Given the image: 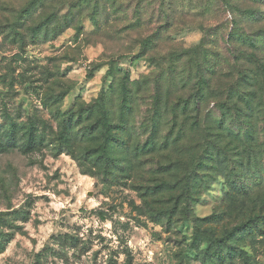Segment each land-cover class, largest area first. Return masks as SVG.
<instances>
[{
    "label": "rangeland",
    "instance_id": "rangeland-1",
    "mask_svg": "<svg viewBox=\"0 0 264 264\" xmlns=\"http://www.w3.org/2000/svg\"><path fill=\"white\" fill-rule=\"evenodd\" d=\"M263 219L264 0H0V264H264Z\"/></svg>",
    "mask_w": 264,
    "mask_h": 264
},
{
    "label": "trees",
    "instance_id": "trees-1",
    "mask_svg": "<svg viewBox=\"0 0 264 264\" xmlns=\"http://www.w3.org/2000/svg\"><path fill=\"white\" fill-rule=\"evenodd\" d=\"M61 32H63V30H61L59 33H61ZM242 41H244V40H242ZM144 45H145V43H144ZM190 52H192V51H187V53H190ZM214 75H215V73L212 72V76H214ZM210 80L211 79L207 80V82H204V88L209 87L208 82ZM199 98H200L199 95H197L195 97H191V99L187 100V102L184 103L183 109L185 110V108H187L188 106L191 105L196 110L197 104H198L197 100ZM97 108L101 109V113H102V117H101V121H100L101 126H102L101 127V133H103V137H104V141H103L104 145H103L102 155L105 158V160L108 161V159H109L108 157L110 155L109 150H110L111 139L109 138V135L107 134L108 133L107 130H108L109 126H108V122H107V118H106V110L104 107L103 98L99 99V103H98ZM217 136L221 137L222 132L218 131ZM150 147H153V146H150ZM124 149H126V153L129 152V147L127 144H126V148L124 147ZM197 159H198V157H196V156L190 157L185 161V163L183 165V168H184V171L188 177V180H189V178L192 177V173H193L192 172V166L197 161ZM179 166H181V164H179ZM191 187L193 188V184H192V186L190 184L188 185L187 192L190 191ZM247 195H248V193L245 194L244 196H247ZM202 222L203 221H198V220L194 221L195 229H196V235H197L195 237L194 243L195 244L205 243L206 247L203 249L205 257L210 259V260L214 259L217 262V264H221V263H223L221 261L225 260L226 251H230V250L224 246L225 241L218 242L217 238L211 234V231L209 232L208 229H206V230L200 229V227L198 226V223H202ZM253 226L254 225L252 224V221L247 222L245 225L239 227L238 229H236L235 231L230 233L229 238H227V239L230 240L234 236L237 237V239H239V238H242V236H245L249 233L253 234L252 236H258V237L263 238L264 237V219L258 226L261 229L260 231H255L253 229L254 228ZM227 239H226V241H227ZM196 248H198V245H195V249ZM232 253H235V251H233ZM216 258H219L220 260H216Z\"/></svg>",
    "mask_w": 264,
    "mask_h": 264
}]
</instances>
